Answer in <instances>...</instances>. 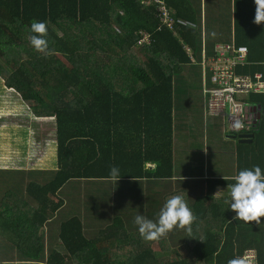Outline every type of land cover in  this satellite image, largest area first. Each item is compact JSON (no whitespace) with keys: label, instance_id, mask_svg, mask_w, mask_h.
<instances>
[{"label":"trees","instance_id":"obj_1","mask_svg":"<svg viewBox=\"0 0 264 264\" xmlns=\"http://www.w3.org/2000/svg\"><path fill=\"white\" fill-rule=\"evenodd\" d=\"M164 3L176 21L172 27L159 4L145 6L141 0H0V75L7 86L20 90L25 101L35 105L39 115L55 117L57 124V170L45 185L31 186L29 191L46 200L68 183L84 181L90 188L99 187L105 202L98 198L94 203V198L86 205L100 215L99 222L90 218L87 209L83 214L80 207L71 209L74 203L66 205L72 215L59 226L62 250L35 258L43 244L33 242L25 252L34 255L27 258L30 261L236 264L245 250L256 248L259 264H264L263 95L249 99L259 113L251 130H257L253 142H238V157L251 154L259 160L262 178L247 180L243 192L219 199L207 193L217 187L236 190L241 180L208 177L205 194L193 186V180L187 189L179 182L188 193L184 198L191 196L189 212L163 196L161 182L175 178L174 83L193 65L191 52L200 58L201 34L207 32L200 8L187 0ZM250 8L251 0H235L233 9L236 40L249 49L241 72L253 75L264 69V18L262 9L251 13ZM51 20L61 36L45 27ZM204 47L208 56L215 53L216 46ZM24 76L27 81L22 80ZM46 79L53 82L47 98L52 99L51 91L58 90L51 105L44 101ZM148 163L154 165L147 168ZM86 185L84 189L90 190ZM47 204L52 214L64 205L62 201ZM157 222L166 224L171 234L174 225L181 236L186 232L185 257H170L177 253L169 243L160 246L165 258L152 255L153 236L148 233ZM85 224L98 225L96 238ZM166 235L170 239L167 229ZM118 253L123 256L116 258Z\"/></svg>","mask_w":264,"mask_h":264},{"label":"crops","instance_id":"obj_2","mask_svg":"<svg viewBox=\"0 0 264 264\" xmlns=\"http://www.w3.org/2000/svg\"><path fill=\"white\" fill-rule=\"evenodd\" d=\"M141 2L144 4L145 0H141ZM157 2L160 5L159 11H161L162 6L165 5V0L164 2L163 0H157ZM187 2L190 3L194 8H198L200 6L203 30H205L204 21L206 19V17L204 18V7L209 5L210 9L215 12L214 16L209 21V30L207 29L206 23L207 34H201V45H203V47L200 58H195V56H193L194 53L191 52L190 57L194 60V63L197 64V59H199L200 63L204 64L206 58L208 59L209 57L214 55L212 54L208 56L206 54V49L204 45H207L210 48H214L215 46L217 47L218 45L246 46L245 44H239L236 40V32L234 25L235 10L233 9L235 8V0H187ZM251 5L253 8H250L251 13H253V11L256 12L257 8H259L260 10L262 9L260 13L263 14L262 18H264V0H251ZM174 22L176 21L174 20ZM178 22L182 25L186 24L185 22H183V20H179ZM45 27H50L47 29H52L55 34L57 33L58 37L62 35L61 29H59L58 26L54 24L52 20L47 21ZM261 29L264 33V25L263 27H261ZM186 48L188 50H191V47L189 48L187 46ZM246 65L247 59H245L244 63L238 67V73L240 75L252 77L255 73L264 74V69L262 71L254 72L253 75L241 72L243 67ZM208 74V71L206 72L205 69L202 67L201 90L203 97V118L204 128L207 132L211 120L218 117H223L228 127L227 119L224 115L218 117H208L206 115V100L204 97V89L206 87V83L207 87L211 85ZM22 80L27 81L28 79L26 78V76H24ZM203 80H205L204 83L202 82ZM177 82L179 83V79L175 81L173 89V124L174 121H176L175 117L178 107L177 103L178 99L180 98L179 92L182 89L179 88V86H181L182 84H178ZM51 84V81L47 79L43 81V85L45 87L44 101L49 105H51V102L50 99L47 98L46 94L50 91ZM3 90L5 91L4 95L0 96V264H41L39 262L30 261V259H27L33 258L34 255H25V252L27 250L26 246H29L33 242H40L43 244L42 251L39 253L38 257L35 258H47V256H50L54 249L60 252L62 248H60L61 242L59 236V226L62 224L63 221L58 220V215L63 211V209H65L64 207L66 205H71L73 203L74 206H71V209H76L80 207L83 210V214H85L86 212L84 211L87 209L86 205L88 207L91 200L95 198V194L91 192H81L77 195L73 192L77 189V186L70 185L71 182L68 183V186L65 185L56 196H49L46 198V200L44 199V196H35L34 193H31L29 191L31 186L45 185V182H49L54 176L55 171L58 167L56 161V140L55 144L53 142V146H46V149H49L54 152L53 156H50L49 154L45 153V151H41L40 153L35 154V151H32V149L28 147L18 149L14 146V144L18 140V135H23V140L27 144H29L30 139L32 140L33 138V131L36 125L43 129L41 132H44L47 128H51L53 135L56 139V119L55 117H42V115H39L35 105L34 107H32L30 102L25 101V98L23 97V94L20 90L14 88V86H7L6 80L2 78V81L0 82V91ZM57 91L58 90L51 91L54 95V98L55 96L57 97ZM13 96H15L14 99L12 98ZM252 96L256 95L246 96L242 100H245V104L249 107L256 108L255 106L257 105L249 102V99L252 98ZM253 110H256L257 112V108L252 109V111ZM257 115H259L258 112ZM10 123L12 124L11 126ZM180 128L181 127H179L178 124H174V168H182L186 165H188L189 167L190 164H185V161L191 158V169L188 170V172H185L184 170V173L179 174V176H176V172L174 171L175 178L172 180L171 183H168L166 181H162L161 183L163 185V194L166 195L169 201H172L174 203L180 201L181 211L183 207H185L186 209H188L187 211L189 212L190 210L187 206V203H192V200L190 194L188 195V197L184 198L188 193L182 191L183 188L181 187L179 182H183L182 185H184L185 189H187L188 187H190L188 183L190 180H207L208 177L235 178L237 180H241L242 186H239L236 190L228 192V188L226 187H217L213 190L212 193H207V195H214V197L219 199L221 197L226 196L224 195L226 191L229 194H240L241 192H243L244 183L247 180L254 181L262 178L261 176H258V173L263 169L262 167L258 166L259 160H255L251 154H247V156L244 157H238V142H253V139L257 134V130H255V132H252L251 130L254 129L251 128L250 130L245 131L244 134L241 133V136L247 137L242 138L240 136V140H237L239 136L238 133L230 132L229 129L228 132H225L224 129L221 130L220 128L214 130L213 133L215 136L212 133L210 137L208 136L207 140V146L208 148H210V150L208 149L210 151V156L207 155L206 177L205 173H202L198 176L196 174V145L182 142V138L185 135L191 136L192 127L190 128V131L183 137L181 134V130L183 129ZM218 132L226 134L225 137L227 140L237 141V144L234 146V150L233 146H230L229 152L226 149L227 146H225L224 144H219V138L216 136V133ZM250 135H252L253 137L249 138L248 136ZM179 144L181 146L180 151ZM260 145H262L264 149V143ZM227 152L232 155L230 156V158L228 156L220 160L217 159L220 154ZM55 156L56 160L52 162ZM239 158H242L240 162ZM255 163L256 165H254ZM150 164L151 163H148V165ZM153 165L154 163L151 164V166L149 167H152ZM204 169L206 171V165ZM209 169L214 174L211 175ZM243 173L245 175H241ZM185 182H187V185ZM164 187H167L168 189H164ZM69 188L73 189V191H71ZM250 188L251 187L248 185L246 190L248 191V189ZM203 193L205 194V192ZM173 196H176V198L173 199ZM43 199L45 200V202L44 205H41L40 202ZM50 201L56 203L62 201L64 205L61 206L56 213L52 214L50 212V205L47 204ZM100 201L105 204L104 200L100 199ZM191 213L192 212H190L189 215H191ZM43 217H45L46 219L44 222ZM178 227V225H174L173 228H171V230H173V233L171 234L170 239H168L169 236L166 235V229L164 224L162 225L161 223L157 222L155 227L149 230L148 234L150 236H153V243H155L152 245L154 247L152 248V250L154 251L152 255H159V257L161 258H165V256L163 255L164 251L160 246L165 243H169L171 250L177 253L171 255L170 257H185V248L183 247L185 244L183 243V241L186 240L185 238L187 237V235L186 232H184L182 235L184 237L183 238L180 233H178ZM85 230H93L94 234L92 232V236L96 238V232H99V227L98 225H96L95 227L85 224ZM183 230L181 229L180 231ZM112 242L114 244L117 243L116 240H109V243ZM155 247L156 250H154ZM181 248H183V250L178 253L177 250ZM250 249L255 251L256 257H259V253L256 248ZM141 254V256H143L144 253ZM121 256L123 255L118 253V256H116V258ZM141 256H138L136 258H141ZM42 264L44 263L42 262Z\"/></svg>","mask_w":264,"mask_h":264},{"label":"rangeland","instance_id":"obj_3","mask_svg":"<svg viewBox=\"0 0 264 264\" xmlns=\"http://www.w3.org/2000/svg\"><path fill=\"white\" fill-rule=\"evenodd\" d=\"M146 5H148V4L146 3ZM198 8H200V6ZM203 11H204V18L206 17V21H207V29L209 30L208 24H209V21L214 16L215 12H213V10L210 9L209 5L205 6ZM205 13H206V16H205ZM205 33L207 34V32H205ZM202 67L207 70L206 64L200 63L199 59H197V64H196V63H194V60H193V65H191L188 68V72H185V74H183L181 76V78H179V76H178L179 83L178 82L177 83L182 84L181 86H179V88H182V89L179 92L180 98L178 99V103H177L178 107H177V112H176V117H175L176 121H174V124H178V126L181 127L180 129H183V130H181L182 137L185 134H187L190 131V128L192 127L191 136L185 135L183 138L181 137L182 142L196 145V148H197L196 149L197 150V154H196L197 171H196V174L198 176V175H201L202 173H205V175L207 177V155L210 156V154H209L210 148H208V146H207L208 136L210 137L212 135L213 131L218 129V128H220L221 130L224 129L225 132L226 131L228 132V127H227V124H226L224 118L218 117V118L211 120V123L209 124V128H208V132L205 131L204 118H203V97H202V90H201V70H202ZM2 77L3 76L0 75V82L2 81ZM35 77L37 79L40 78L39 75H36ZM208 77H210L209 74H208ZM202 82L204 83L205 80H203ZM51 83H53L52 80H51ZM4 92H5L4 90L0 91V96L4 95ZM12 98L14 99L15 96H13ZM52 99H55V98L53 97ZM52 99H50V100H52ZM11 125L12 124L10 123V126ZM42 130L43 129L41 127H39L38 125L35 126L34 131H33V138H32V140L30 139L29 144H27L23 140V135H18V137H17L18 140L14 144V146L17 147L18 149H23L26 147L31 148L32 151H35V154H38L41 151H45V153L49 154L50 156H53L54 152H52L49 149H46V146H49V147L53 146V142L55 144V140H56L55 136L53 135L51 128H47L44 132H41ZM238 133H239L238 135H240V132H238ZM213 135H214V133H213ZM225 135L226 134H223L222 132L216 133V136L219 138V140H218L219 144L220 145L224 144L225 146H227L226 149L230 152V146H233V150H234V146L237 144V141L227 140ZM180 149H181V146L179 144V151H180ZM228 156L230 158V156H232V155H230V153H228V152L222 153L217 157V159L220 160V159L226 158ZM55 160H56V156H55L54 160H52V162H54ZM191 162H192V159L190 158L189 160L185 161V164H190L189 167H188V165H186L185 167H182V168H174V171L176 172V176H179V174H183L184 170H185V172H188V170L191 169ZM205 165H206V171L204 169ZM149 166H151V164L148 165L147 168H149ZM209 172L211 175L214 174V173H212V171L210 169H209ZM193 181H194L193 186H197L199 189H201V191L207 192V190H206L207 180H204V179L197 180L196 179ZM71 183L74 186H78L79 190H77V191L76 190L73 191V189L69 188L71 191H73L77 195H78V193H81V192H87V193L91 192V193L95 194L94 203H97L98 198L100 199V197L102 196V195H100L102 193V190H100L99 187L90 188L88 185H86V183L84 181H73ZM85 185L88 186L90 188V190L84 189ZM164 189H168V188L164 187ZM224 195L227 196V195H229V193H227V191H226L224 193ZM163 196L166 197L165 194H163ZM163 196H162V200L164 201ZM172 204L180 205V201H177L176 203L173 202ZM164 206H162L160 209H158V211L163 209ZM78 210H79V208H76V211H78ZM87 211H88L91 219L95 220L96 222H99L98 218H100V215L93 213L92 208L87 209ZM125 211L127 213H129L130 210L126 209ZM71 215H72V210L70 208H65L58 215V220L59 221H65L66 219H69V217H71ZM164 225L166 226V224H164ZM165 228L167 229L168 234L171 235V232L169 231V229L167 227H165ZM96 233H98V232H96ZM151 243H153V242H151ZM153 244H155V243H153ZM154 250H156V247Z\"/></svg>","mask_w":264,"mask_h":264},{"label":"built area","instance_id":"obj_4","mask_svg":"<svg viewBox=\"0 0 264 264\" xmlns=\"http://www.w3.org/2000/svg\"><path fill=\"white\" fill-rule=\"evenodd\" d=\"M146 3L148 5H146ZM144 4H158L157 0H145ZM161 11L169 27L174 25V20L163 5ZM248 54L246 46L218 45L213 56L206 58L208 64L205 71L210 74L211 85L204 89L206 100V115L218 117L224 115L227 119L230 132L242 133L252 127L256 112L242 102L250 95L264 96V74L255 73L252 77L238 73ZM256 107V106H255ZM236 264H258V257L252 249L245 250Z\"/></svg>","mask_w":264,"mask_h":264},{"label":"clouds","instance_id":"obj_5","mask_svg":"<svg viewBox=\"0 0 264 264\" xmlns=\"http://www.w3.org/2000/svg\"><path fill=\"white\" fill-rule=\"evenodd\" d=\"M257 108V107H256ZM254 111V110H253ZM255 112H256V110H255ZM257 118H258V115H257V112H256V117H255V120H254V122L253 123H256V121H257ZM253 123H252V128H253ZM238 261V260H237Z\"/></svg>","mask_w":264,"mask_h":264},{"label":"water","instance_id":"obj_6","mask_svg":"<svg viewBox=\"0 0 264 264\" xmlns=\"http://www.w3.org/2000/svg\"><path fill=\"white\" fill-rule=\"evenodd\" d=\"M258 109H260L259 107H258ZM241 137H247V136H241ZM249 138H252L253 136L252 135H250V136H248ZM243 142H247V141H243ZM249 142V141H248Z\"/></svg>","mask_w":264,"mask_h":264}]
</instances>
